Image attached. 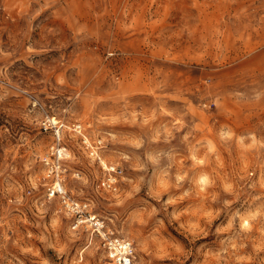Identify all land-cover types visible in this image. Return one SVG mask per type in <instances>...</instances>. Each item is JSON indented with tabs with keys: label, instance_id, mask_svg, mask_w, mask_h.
Listing matches in <instances>:
<instances>
[{
	"label": "rangeland",
	"instance_id": "1",
	"mask_svg": "<svg viewBox=\"0 0 264 264\" xmlns=\"http://www.w3.org/2000/svg\"><path fill=\"white\" fill-rule=\"evenodd\" d=\"M47 116L136 264H264V0H0V264H112L48 197Z\"/></svg>",
	"mask_w": 264,
	"mask_h": 264
},
{
	"label": "built area",
	"instance_id": "2",
	"mask_svg": "<svg viewBox=\"0 0 264 264\" xmlns=\"http://www.w3.org/2000/svg\"><path fill=\"white\" fill-rule=\"evenodd\" d=\"M63 126L64 123L59 120L54 121V118L49 116L40 123V128L43 131H50L53 134L52 144L41 157L45 165L46 178L51 181L47 187L48 197L59 198L62 207L72 216L73 228H83L99 239V246L112 264H136L134 244L130 240L113 233L105 220L95 214L87 202L74 199L66 190L63 183L64 168L62 165L66 151L61 137ZM74 130L80 134L81 145L91 157L96 158L101 164L104 172L103 186L108 190L116 191L124 169L118 164L106 162L101 158L99 151L106 146L102 139L91 140L83 134L80 123L74 124Z\"/></svg>",
	"mask_w": 264,
	"mask_h": 264
}]
</instances>
